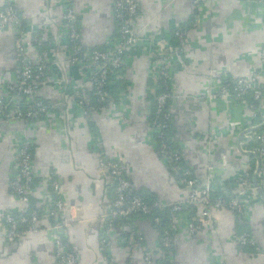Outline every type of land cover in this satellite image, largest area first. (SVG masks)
<instances>
[{
	"label": "crops",
	"instance_id": "1",
	"mask_svg": "<svg viewBox=\"0 0 264 264\" xmlns=\"http://www.w3.org/2000/svg\"><path fill=\"white\" fill-rule=\"evenodd\" d=\"M139 3L135 26L142 45L110 77L106 104L96 106L93 71L72 63L64 18L72 10L80 44L103 49L118 36L115 0H12L32 39L31 58L37 63L45 60L49 67L37 98L54 108L30 122L0 119V264H62L56 255L54 223L45 212L53 197L68 207L62 235L78 264H147L146 254L162 264H264L260 193L243 196L249 207L246 230L254 247L238 242L243 229L234 212L213 209L205 216L202 205L178 215L169 250L161 247L158 227L142 215L120 221L103 242V215L113 208L115 195L113 180L101 167L102 157L123 161L135 192L147 199L174 203L189 196L151 140L156 43L172 41L181 47L180 55L168 62L173 94L168 111L171 132L193 175L201 183L234 192L230 183L242 177L249 180L251 173L255 184L258 165L252 153L260 128L251 129L264 124V97L255 112L248 99H209L207 93L239 77L254 78L264 87V3L207 0L202 10L193 0ZM4 4L0 0V9ZM178 32L182 38L175 36ZM16 37V29L0 28V98L10 111L15 109L11 88L19 84ZM41 37L43 45L37 41ZM26 142L32 143L34 156V187L27 203L10 185L18 172L15 150ZM54 182L59 187L56 196ZM33 212L40 215L37 230L11 240L6 215ZM190 221L201 229L191 232Z\"/></svg>",
	"mask_w": 264,
	"mask_h": 264
},
{
	"label": "built area",
	"instance_id": "2",
	"mask_svg": "<svg viewBox=\"0 0 264 264\" xmlns=\"http://www.w3.org/2000/svg\"><path fill=\"white\" fill-rule=\"evenodd\" d=\"M249 1L264 3V0ZM193 2L200 10L204 9L207 5V0H193ZM139 8V0H115L114 11L118 23V36L116 39L106 43L103 49H85L79 42L76 14L72 10H69L65 15L66 31L72 48L71 61L93 71L92 83L95 100L98 105L106 104L109 78L115 75L123 67L127 57L142 45L135 26ZM8 27H14L19 30L15 42L16 57L20 67L19 84L11 88L12 97L15 99V109L12 111L8 110V102L0 98V119L5 118L30 122L44 117L54 108L52 103L38 99L36 95L40 87L39 85L44 81L49 67L45 60L37 63L31 58L29 47L32 39L29 37V31L24 25L23 20L13 7L12 0H5V6L0 11V28L4 29ZM175 36L179 38L183 37V35H180V32L176 33ZM37 41L40 45H43L45 40L41 37L37 38ZM180 51V44L172 41H161L154 46L151 66V75L154 83L151 91L155 95L156 118L149 125L151 140L155 144L161 159L168 169H172L182 177L180 182L188 188L189 196L187 199L179 202H156L150 205L135 193L133 184L126 174V164L121 160L102 157L100 159L101 167L108 171L113 180L115 195L113 208L103 215L106 225L104 243H106L109 231L120 221L135 214L148 215L154 207L168 208L173 212L174 219L161 237V247L164 250H169L173 246L174 227L180 213L197 205L204 207L203 214L205 216H208L213 209L228 208L238 215L240 222H247L249 207L248 201L246 202L243 196L256 197L259 195L257 186L247 178L242 177L236 180V184L230 186L236 195L231 194V197L228 198H215L214 193L223 191V189L221 190L211 182L201 183L189 168L183 169L181 167L180 163L183 159L181 148H171L164 134V129L167 128V119L171 118L167 105L173 99L168 62L175 58V56L180 55ZM232 84H225L223 82L217 90L209 89L207 93L208 98H230L240 101L248 95H252L255 101L260 102L264 97V87L258 86L254 78L239 77L233 80ZM250 107L256 112L257 107L253 105H250ZM256 142H258L259 147L255 148L254 153H257L261 159V170L258 180L261 177L263 182L264 124L256 134ZM32 150L33 145L30 142L22 144L15 150L18 172L10 183L13 192L26 203L30 201V193L34 187V156ZM259 186L262 189L264 185L259 184ZM53 189L55 192L53 196H56L59 190L57 182H54ZM45 208L46 214L54 223L53 229L56 232L57 257L61 260L62 264H78L75 252L71 249L70 243L62 235L68 207H66L61 199L53 197ZM39 218L38 212L19 217L12 213L7 214L6 220L9 225V238L17 240L25 234L35 232L38 228L37 223L39 222ZM154 221L158 225L161 223L160 218H155ZM188 227L193 233L201 229V226L195 221H190ZM236 238L240 245H257L255 240L247 233L239 235ZM138 242L142 244V236L138 235ZM145 260L147 264H162L160 261L152 260L148 254L145 255ZM109 264L115 263L110 261Z\"/></svg>",
	"mask_w": 264,
	"mask_h": 264
},
{
	"label": "trees",
	"instance_id": "3",
	"mask_svg": "<svg viewBox=\"0 0 264 264\" xmlns=\"http://www.w3.org/2000/svg\"><path fill=\"white\" fill-rule=\"evenodd\" d=\"M12 5H13V4H12ZM4 6H5V4H4ZM4 6H3V7H4ZM3 7L0 9V11L3 10ZM13 7L16 9V7H15L14 5H13ZM16 11H17V10H16ZM17 12H18V11H17ZM11 28H14V27H11ZM14 29L17 30V35H18L19 30H18L17 28H14ZM175 42H176V41H175ZM176 44H177V42H176ZM232 82H233V80H230V79L224 81L225 84L227 83V84H231V85H233ZM109 83H110V78H109L108 86H109ZM107 92H108V87H107ZM38 99H39V98H38ZM245 99H248V101H249V103H250L251 106H252V105L255 106V107L258 106V103H259V102L255 101V99H254V97H253L252 95H248ZM5 101H6V100H5ZM94 101H95V97H94ZM170 101H171V100H170ZM170 101L168 102V105H169ZM94 103H95L96 106H98L97 103H96V101H95ZM168 105H167V110H168ZM99 106H100V105H99ZM155 109H156V106H155V104H154L153 114H152V117H151L150 122H152V121L155 120V118H156V115H155ZM168 112H169V111H168ZM256 115H257V114H256ZM258 115H259V114H258ZM171 118H172V117H171ZM171 118H170V119H167V128L164 129V134H165V137H166V139L168 140V143H169V145L171 146V148H173V149H179L180 146L177 145L176 138H175L174 134L171 132V124H172V119H171ZM260 121H261V119L258 118V119H257V122H260ZM258 147H259V144H258V142H257V143L255 144V147H254V148H258ZM180 165H181V167H182L183 169L188 168V167L184 164L183 159H182ZM262 167H263V166H262ZM169 171L172 173V175H173L176 179H178V180L180 181V179H181L182 177H180L179 174L175 173L172 169H169ZM251 175H252V173H251L250 176H249V180H252ZM259 182H260V184L263 186L261 177L259 178ZM234 184H236V181L231 182V183H230V186H231V185H234ZM263 188H264V186H263ZM135 193H136L137 195H139L140 197H142V198H143L148 204H150V205H153V204H155L156 202H159V201H158L157 199H155V198L147 199V198L144 197L143 195H141V194H139V193H137V192H135ZM231 194H232V195H236L233 191H225V192H224V191H219V192H215V193H214V196H215V198H218V197L228 198V197H231ZM234 214H235V216H236V219H237L238 225L243 229L242 232H241V234H239V235H242V234H244V233H247V234L250 235L249 231L246 230V227H247L248 222H240V221H239V218H238V215H237L236 213H234ZM135 215H142V216L149 217V218L153 221V223L158 227L159 232H161V237H162V235L164 234L165 229L170 225L171 221L174 219L173 212L171 211V209H168V208H158V207H154L153 210L151 211V213L148 214V215H143V214H135ZM132 216H133V215H132ZM17 217H19V216H17ZM130 217H131V216H130ZM155 218H160V219H161V223H160L159 225L155 223V221H154ZM124 220H125V219H124ZM241 246H243V247H254V246H249V245H247V246H246V245H241Z\"/></svg>",
	"mask_w": 264,
	"mask_h": 264
},
{
	"label": "water",
	"instance_id": "4",
	"mask_svg": "<svg viewBox=\"0 0 264 264\" xmlns=\"http://www.w3.org/2000/svg\"><path fill=\"white\" fill-rule=\"evenodd\" d=\"M263 125L259 126V127H254L253 129L251 130H256V129H259L261 128ZM250 130V129H249ZM254 154L257 159H258V165H257V170H256V173H255V176H254V181H255V185L257 186L258 188V192L260 193V195L264 198V194H263V191L261 189V187L259 186V182H258V176H259V173H260V170H261V159L260 157L256 154V153H252Z\"/></svg>",
	"mask_w": 264,
	"mask_h": 264
}]
</instances>
